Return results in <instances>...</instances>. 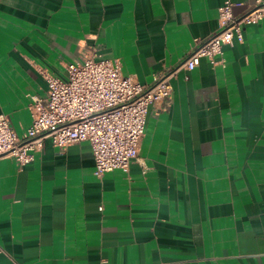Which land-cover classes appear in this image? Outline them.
Instances as JSON below:
<instances>
[{
  "label": "crops",
  "instance_id": "crops-1",
  "mask_svg": "<svg viewBox=\"0 0 264 264\" xmlns=\"http://www.w3.org/2000/svg\"><path fill=\"white\" fill-rule=\"evenodd\" d=\"M226 1L0 0V113L23 133L43 72L92 52L149 84ZM215 60L173 71L127 170L96 175L88 141L0 157V264H264V17Z\"/></svg>",
  "mask_w": 264,
  "mask_h": 264
},
{
  "label": "built area",
  "instance_id": "built-area-1",
  "mask_svg": "<svg viewBox=\"0 0 264 264\" xmlns=\"http://www.w3.org/2000/svg\"><path fill=\"white\" fill-rule=\"evenodd\" d=\"M231 5L227 0L219 7L218 30L208 38H195L180 66L191 69L201 56L217 62L224 44L242 40L244 26L264 17V0H254L239 14L232 12ZM66 69L65 78L43 72L47 93L43 98L32 96V119L23 133L18 134L8 116L0 113V157H13L23 165L33 159L45 138L58 148L88 141L96 175L115 168L127 170L137 158L149 106L171 97L173 72L162 77L167 70L142 84L122 73L116 60L97 58L93 52L68 63Z\"/></svg>",
  "mask_w": 264,
  "mask_h": 264
},
{
  "label": "water",
  "instance_id": "water-1",
  "mask_svg": "<svg viewBox=\"0 0 264 264\" xmlns=\"http://www.w3.org/2000/svg\"><path fill=\"white\" fill-rule=\"evenodd\" d=\"M188 56V55H187ZM186 56V57H187ZM186 57L184 58V59H186ZM184 59L181 61V62H179V64H177L176 66H174L173 68H171L168 72H166L162 77H165L166 75H168L169 73H171V72H173L175 69H177L179 66H180V64L184 61Z\"/></svg>",
  "mask_w": 264,
  "mask_h": 264
}]
</instances>
